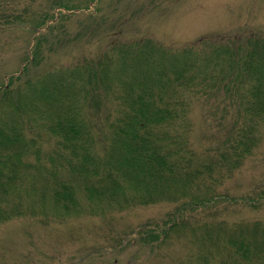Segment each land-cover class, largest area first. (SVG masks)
Listing matches in <instances>:
<instances>
[{"label":"trees","instance_id":"obj_1","mask_svg":"<svg viewBox=\"0 0 264 264\" xmlns=\"http://www.w3.org/2000/svg\"><path fill=\"white\" fill-rule=\"evenodd\" d=\"M120 34L95 57L37 77L25 67L0 87V225L170 203L137 234L185 252L154 264H264V221L193 216L219 204L263 139L264 29L179 47ZM199 103L213 127L230 125L216 141L195 140Z\"/></svg>","mask_w":264,"mask_h":264},{"label":"rangeland","instance_id":"obj_2","mask_svg":"<svg viewBox=\"0 0 264 264\" xmlns=\"http://www.w3.org/2000/svg\"><path fill=\"white\" fill-rule=\"evenodd\" d=\"M261 29L264 0H2L0 87L12 85L25 67V77H37L95 57L119 38V32L127 41L150 38L165 47H179L211 34ZM206 117L203 104H197L193 119L199 144L200 134L211 130V141H216L230 128L217 129ZM219 190L225 196L212 211L199 209L188 216L212 213L229 224L264 221V133L253 155ZM249 199L260 202L250 207L245 203ZM174 209V204L162 203L114 213L109 219L15 218L0 225V264L172 262L185 252L180 243L160 245L158 240L147 245L137 232Z\"/></svg>","mask_w":264,"mask_h":264}]
</instances>
